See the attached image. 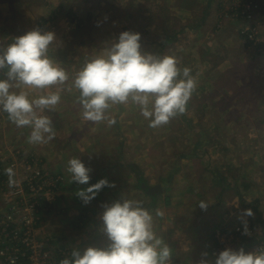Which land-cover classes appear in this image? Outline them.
Segmentation results:
<instances>
[{
    "label": "crops",
    "instance_id": "1",
    "mask_svg": "<svg viewBox=\"0 0 264 264\" xmlns=\"http://www.w3.org/2000/svg\"><path fill=\"white\" fill-rule=\"evenodd\" d=\"M261 1L264 2V0ZM17 3L21 6L18 7ZM231 5V0H23L19 2L17 0H0V47L7 46L10 40L21 35L17 29L23 27L27 29L30 25L38 27L40 25L37 22L40 18L54 15L58 19L55 23H59L55 37H63L65 44L61 46L55 38L53 47H55V51L62 53V55L60 54L62 57H68V53L71 52L74 57L69 56V58H82L81 55H77V48L88 49L87 44L99 41L113 42L119 33L125 30L141 34L142 52H144L142 46L147 42L153 44L154 51L157 52L174 48L171 50L170 56L175 57L178 54L179 43H199L206 47L200 56L201 63L206 65L212 74L217 72L219 78V80L212 82L214 91L218 92L219 99L217 98L216 106L220 107L217 110L221 114L214 121L216 123L232 121L239 124L249 118L248 122L257 124L258 127L262 128L264 126V56L257 54L255 50L246 45L240 34L241 26L227 16L226 12ZM68 14L69 16L73 15L72 19L66 18ZM254 14L260 40L264 43V9L255 11ZM18 19L20 21L16 23ZM12 20L14 22H11ZM15 24H20V27L15 26ZM70 42L73 50L67 49ZM198 48L193 46L194 50H198ZM189 49L187 48L186 52H189ZM200 50L202 49L200 48ZM5 71L6 69L0 70V76ZM62 95L64 94L61 93ZM64 101L67 102L66 99ZM62 107H64V103L60 102L55 109L45 110L44 114L51 118L52 123L58 122L59 117L63 114ZM121 107L122 105H119L120 113H114V110L111 109L109 116L114 118L117 123L122 121L127 124V120L122 117L121 111L123 110ZM223 107L231 108L232 111H224L222 110ZM80 111V105H77L76 109L73 108V115L78 117L74 124L81 121L84 125H74L73 133L69 137L54 130L56 133L54 139L60 138V135H64L61 139H65L67 142H71L72 136L76 139L81 138V142L76 148L70 146L69 149L75 151L85 166L94 171L96 169L95 164L91 167L87 163L89 159L87 155L91 154H84L89 152V148L86 146L88 141L84 140L85 125L94 124V126L98 125L97 127L102 126L101 128L105 130L107 122L84 121ZM192 116L191 120H194ZM30 131L29 128H17L8 121L6 114H0V163L5 169L12 161L33 157L43 166L45 165V168L51 173L55 174L59 171L65 173L68 177V183L74 185L75 188L80 190L87 188L86 185L70 182V175L67 172L69 158L66 161L52 148L53 143L51 141L54 139L46 144H29L27 137ZM101 138L106 137L102 135ZM223 139L229 140L228 138ZM232 142L234 144L233 151H241L243 148L246 156L245 158L242 157L239 152L241 157L238 158L235 165L215 162L217 172L232 169L231 180L219 173L215 174L219 182L214 188L219 193L225 190L231 192L225 196H220L218 193L213 196L211 193L204 192L203 200H191L184 196L185 192L174 189L176 182L174 177L169 176L170 178L163 181L162 184H155L149 179H147L148 182L146 179L139 182L141 175L135 172L132 174L134 176L132 179L133 187L139 193L137 200L143 201V206L153 214L154 230L159 238L165 237L168 241L176 243L179 241L181 244L185 237L192 234L190 231L192 226H205L209 230L208 235L210 237L207 258L213 260L210 246H213L214 234L225 226L233 227L237 224L234 221L235 216L230 217V213L234 212L236 215L238 212L234 209L231 212L228 210H230L232 203H239V195H243V193L248 194L250 199L248 204L251 205L249 209L253 211V215L249 216L250 219H253L249 223L252 228L251 236H254L255 239L264 237V136L262 139H254V141L250 139L247 141L243 139L242 141L241 137L234 136ZM222 145L223 147H221ZM222 145H217L216 150L211 153L229 149L225 147L224 142ZM81 146H86L85 150H82ZM152 149V152H155V146ZM85 156L86 162H84ZM73 157H75L74 153L72 154ZM130 167L132 169L139 168L138 166L137 168ZM246 174L250 176H246ZM221 182L223 184L222 190L219 185ZM195 186V190H188L191 196L193 192L196 194L200 185L195 184ZM156 187L162 189L159 194L152 196L147 193L148 190ZM208 191L211 190L208 189ZM178 197L184 198V200H179ZM4 199V193L0 190V220L2 214L8 211V205ZM184 201L190 209L187 222L183 221L181 215L185 209V207H181ZM201 201L208 205L206 209L199 207ZM159 202L161 203L157 206L156 204ZM77 204L75 198L73 202L66 200V204H61L59 210L67 211L73 207L75 209ZM161 206H166L168 210L162 213L159 209ZM252 206L254 207L252 208ZM193 208H196L197 212L194 215L192 213ZM157 211L161 212L162 215L156 216ZM59 217L66 220L61 214ZM45 220L41 223V234L45 233L46 236L49 234L61 235L67 241L68 238L61 233L64 232L63 230L58 231L57 228H54L56 226L52 221L45 224ZM186 225L187 232L181 234V231L182 233L186 231ZM1 238L0 233V241ZM184 242L189 243L187 240ZM69 243L71 242L69 241ZM176 243L174 246H177ZM174 246H168L171 250L170 259H177L180 264H197L196 260L193 259L194 251L185 252L187 246Z\"/></svg>",
    "mask_w": 264,
    "mask_h": 264
},
{
    "label": "rangeland",
    "instance_id": "2",
    "mask_svg": "<svg viewBox=\"0 0 264 264\" xmlns=\"http://www.w3.org/2000/svg\"><path fill=\"white\" fill-rule=\"evenodd\" d=\"M17 1L19 2L23 0ZM17 5L18 7L21 6L18 3ZM231 8H233L232 5L227 10L228 15L231 14L229 12ZM72 16H69L68 14V17L66 16V18L72 19ZM52 17L56 19L54 21L58 20L56 18L57 16L54 15L47 18H40L37 22L40 25L38 27L30 25L27 29L26 27L16 29L21 35L36 28H39L42 31H51L56 35L59 23L56 24L51 20ZM229 17L234 19L232 16ZM19 21L20 19H18L16 23ZM45 21L50 23V27L41 26ZM11 22H14V20ZM15 26L20 27V24H15ZM55 38H57V41L61 46H64L65 40L63 37L57 36ZM242 39L244 40L243 37ZM11 42L12 40H10L9 43ZM53 43L55 44V41ZM111 43L112 42L107 43L99 41L87 44L86 47H88V49L77 48V55H81L82 58H69V56L74 57V54L70 51L68 57H62V53H59L57 50L56 52L55 47L52 45L50 50L51 57L67 70L70 77L68 84L65 86V90L62 91L64 95L61 96V102L64 103V107L61 109L63 114L59 117L58 122L52 123L54 130L57 133H63L65 136L69 137L73 133L72 130H74V125H84L81 121L74 124L78 117L73 115V108L76 109V106L79 104L76 102L78 93L70 88L71 77L79 70L86 59L103 52ZM178 45V54L175 55V58L178 61V66L181 69L184 67L190 68L191 75L197 82V87L192 93L187 102L186 109L182 114H178L171 118L166 125L158 128H151L149 127V121L140 114L139 108L130 103L128 106L122 105L121 107L124 111V113L121 111L122 117L127 120V124H124L122 121L120 123L115 122L111 125L106 123L105 130L101 128L102 126H99V128L97 127L98 125L94 126V124L88 126L87 124L85 125L84 140L88 141L86 146L89 148V152L84 154H91L87 155V157H89L87 163L91 165V167L93 164L96 166V169L89 173L90 180L86 187L90 184L97 183L100 179H107L110 184H114V187L103 188L95 199L88 204H84L82 200L75 195L80 189L75 188L74 185L68 183V177L65 173L59 171L54 174L48 171L45 168V165L42 166L44 170L59 179L60 185L57 192L54 194L56 199L54 203L55 206L48 212L50 215L47 213L42 217L41 223L46 217L45 224H49V221H52L54 226H56L54 228H57L58 231L63 230L64 232L61 233H63L68 239L66 241L61 235L57 234H49V236H46L45 233L41 234V228H39L36 234V241L39 244L47 246L48 250H53L52 254H54L56 258L60 255L62 256L63 253L68 254L70 257L73 250H80L83 252V250L89 246L101 247L108 243L107 237L102 231L103 222L101 216L104 211L103 206L105 204H110L121 197L137 200L139 193L133 187L132 183V179H134L132 174L134 172L141 175L140 177L144 180L146 179V182H148L147 179H149L155 184H162L166 179L174 177L176 181L174 183V189L185 192L184 196L191 200H203L205 197L204 192L211 193L213 196H216V193L220 196H225L231 192L225 190L224 192L219 193L218 190L214 188L215 185L218 184L217 182H219L218 179H216L217 176L215 174L219 173L231 180L232 169H224L225 171L217 172L215 162L219 161L218 163H225L226 165L231 163V165H235L236 162H238L239 157L242 156L245 158L246 154L243 148H241V151H233L234 144L232 140L234 139V136L241 137L242 141L243 139H246V141L247 139L253 141L254 139L259 140L264 136V124L259 125L263 126L260 128L257 124L248 122L249 118L239 124L233 123L232 121L217 123L214 121V119L217 116H221V114L217 110L220 109V107L218 108L216 106L217 98L219 99L218 92L214 91L215 89L212 82L213 80H219V78L217 72L216 74H212L206 65L201 63L202 60L200 59V56L206 47L202 46V44H194L192 42H182ZM193 46L199 47L198 50H194ZM187 48H191L189 49V52H186ZM200 48L202 50H200ZM67 49L73 50L71 42ZM173 49L174 48H170L167 51L159 50V52H157L154 51V46L151 43L145 42L142 46L144 53H150L156 56L171 55V50ZM255 52L264 56V54L259 53L256 49ZM64 99H66L67 102H65ZM112 109L114 110V113L119 112L120 110L119 105L114 106ZM222 110L227 112L232 111L231 108L228 107H223ZM191 116L194 120H191ZM102 135H105L106 138H101ZM60 136L62 137L64 135ZM61 137L51 141V143H53L52 148L65 160L72 158L73 153L75 157L80 159V156H78L75 151L73 152V150H70L69 147L75 146L76 148L78 144H80L81 138L76 139L72 136L70 138L71 142H67V140L61 139ZM89 137L92 138L90 139ZM223 138H228L229 140L226 141V139L224 140ZM223 142L225 147L229 149L224 151L220 150L219 152L217 150L216 153L220 154L211 153L216 150L217 145H222ZM86 146H81L82 150H85ZM154 146L155 152H152ZM221 147H223V145ZM239 152L241 156H239ZM86 159L85 156L84 162H86ZM130 166H134V168H137L138 166L139 168L132 169ZM14 170H16L14 173L17 178L22 179L23 168L18 164ZM246 176L250 175L246 174ZM195 184L200 186L197 188L196 194L193 192L191 196L188 190H193L196 187ZM219 185L222 190V182ZM1 188L2 186H0V189ZM208 189L211 191L209 192ZM239 197V203H232L230 205L231 208H229L230 210L228 211L231 212L234 209L238 212L237 214L239 215H235L234 212L232 213L233 216H235L234 221H237L236 223H241L240 217H243V220L249 224L253 219H250L251 217L249 218V216H243L244 210L249 209L251 206L248 204L250 201L249 196L247 193H243V195H239ZM74 198L78 202L75 209L73 207L69 210L67 209V211L59 210L61 204H66V200L73 202ZM178 198L179 200H184V198ZM160 203L161 202L156 205L159 206ZM181 207H185L181 215L183 221L187 222V216L190 213V209L187 207L185 201L181 204ZM253 207L254 206H252V208ZM159 209L162 213L168 210L166 206H161ZM52 211L54 212L52 213ZM192 213L193 215L197 213L196 208H193ZM59 214L65 217L66 220L59 217ZM75 224L77 225L75 226ZM39 227H41V224H39ZM185 229L186 231L184 233L181 231V234L187 232V225L185 226ZM190 231L192 234L185 237L181 244L179 241H177V243L168 241L165 237H160V239L167 246H174V243L177 244V246L174 247L187 246L185 252L188 250H191L192 252L194 251L195 254H193V259L196 260L195 262H197V264H200L198 261L202 257V254L205 252L208 253L210 241L208 235L209 230L206 229L205 226L199 225L192 226ZM185 240L189 243H185ZM69 241L71 243H69ZM212 249L213 246H210V251H212ZM170 260L173 262H180L177 259Z\"/></svg>",
    "mask_w": 264,
    "mask_h": 264
},
{
    "label": "clouds",
    "instance_id": "3",
    "mask_svg": "<svg viewBox=\"0 0 264 264\" xmlns=\"http://www.w3.org/2000/svg\"><path fill=\"white\" fill-rule=\"evenodd\" d=\"M55 40L51 31L39 28L16 36L7 46L0 47V114H6L17 128H29V144H46L55 138L51 118L45 110H52L61 102V93L69 82L67 70L50 55ZM141 34L125 30L103 52L86 59L71 77V90L78 93L76 102L84 121L109 125L116 121L109 111L116 105L139 108L158 128L182 114L197 82L191 69L178 66L174 56H156L141 51ZM35 93V94H34ZM9 185L13 170H5ZM90 169L77 157L67 162L70 182L87 185ZM105 187H114L107 179H100L75 195L84 204L90 203ZM200 202L199 207L206 209ZM101 216L102 231L107 237L105 246H89L81 252L73 250L60 264H168L170 248L154 230V216L143 201L121 197L105 204ZM156 216L162 213L157 211ZM245 209L243 216H252ZM243 234H248L247 222L240 217ZM202 254L200 264H264V248L255 251L225 248L214 260Z\"/></svg>",
    "mask_w": 264,
    "mask_h": 264
},
{
    "label": "built area",
    "instance_id": "4",
    "mask_svg": "<svg viewBox=\"0 0 264 264\" xmlns=\"http://www.w3.org/2000/svg\"><path fill=\"white\" fill-rule=\"evenodd\" d=\"M229 10L239 25L241 36L249 43L252 49L264 54V43L261 42L255 21V11L264 9L261 0H231ZM227 13V12H226ZM23 168L22 179L17 178L14 170L17 165ZM42 164L35 158H23L20 161H12L6 169L13 170L11 186L9 176L6 173L5 183L0 182L8 205V211L2 214L0 233V264H60V261L68 258V254L55 257L53 250H48L44 244L36 240L39 224L42 217L55 205V196L60 185L59 179L42 168ZM3 181V180H2ZM5 186V187H3ZM232 216L233 214L230 213ZM230 216V217H232ZM237 222V221H236ZM248 234H243V226L240 223L233 227L225 226L214 234L211 256H215L225 248L255 251L264 248V237L255 239L251 236V226L247 224ZM178 264L169 259L168 264Z\"/></svg>",
    "mask_w": 264,
    "mask_h": 264
},
{
    "label": "trees",
    "instance_id": "5",
    "mask_svg": "<svg viewBox=\"0 0 264 264\" xmlns=\"http://www.w3.org/2000/svg\"><path fill=\"white\" fill-rule=\"evenodd\" d=\"M51 20H56L54 17H52L51 18ZM54 22H56V21H54ZM45 23H47V24H45ZM45 23H43L41 26L42 27H45V26H47V27H50V23H48L47 21H45ZM46 27V28H47ZM246 45L249 47V43H247L246 42ZM4 170H6L5 169V167L3 166V164L2 163H0V182L1 183H5V181H6V177H5V175H6V171H4ZM3 180V181H2ZM141 180H144L143 178H139V182H141ZM139 186V185H138ZM3 187H5V186H3ZM178 264H179V262H178Z\"/></svg>",
    "mask_w": 264,
    "mask_h": 264
},
{
    "label": "water",
    "instance_id": "6",
    "mask_svg": "<svg viewBox=\"0 0 264 264\" xmlns=\"http://www.w3.org/2000/svg\"><path fill=\"white\" fill-rule=\"evenodd\" d=\"M147 187V186H146ZM148 188V187H147ZM150 189V188H149ZM161 188L160 187H156L154 189H150L147 191L148 194L155 196L156 194H159L161 192Z\"/></svg>",
    "mask_w": 264,
    "mask_h": 264
}]
</instances>
